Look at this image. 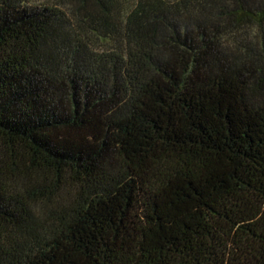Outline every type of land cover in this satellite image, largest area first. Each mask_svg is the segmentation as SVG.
I'll return each instance as SVG.
<instances>
[{"label": "trees", "instance_id": "16d2710c", "mask_svg": "<svg viewBox=\"0 0 264 264\" xmlns=\"http://www.w3.org/2000/svg\"><path fill=\"white\" fill-rule=\"evenodd\" d=\"M0 264H264V0H0Z\"/></svg>", "mask_w": 264, "mask_h": 264}]
</instances>
